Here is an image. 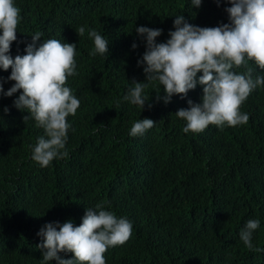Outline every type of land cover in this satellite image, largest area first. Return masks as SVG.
Returning <instances> with one entry per match:
<instances>
[{
	"label": "trees",
	"instance_id": "obj_1",
	"mask_svg": "<svg viewBox=\"0 0 264 264\" xmlns=\"http://www.w3.org/2000/svg\"><path fill=\"white\" fill-rule=\"evenodd\" d=\"M14 5L21 21L9 55H25L36 32L43 34L37 45L48 39L75 43L78 75L65 86L80 107L67 117L68 157L41 167L32 154L44 129L34 119L24 122L29 113L14 107L22 90L0 94V264H56L43 261L37 233L48 223L71 220L79 226L86 209L97 204L133 226L125 244L106 251V264H264V86L241 105L247 124L209 125L200 133H185L186 121L175 115L188 108V100L202 103L199 83L168 104L156 99V92L164 96L158 81L145 89L151 99L143 109L124 100L133 80H146L144 65L138 66L146 40L136 28L161 29L157 43H163L177 15L199 27L229 23L222 5L216 0H202L199 8L192 0H14ZM81 26L85 33L78 37ZM91 30L109 41L108 54H89ZM248 67L254 80L264 76L254 61ZM233 71L243 74L247 68ZM10 75L11 68H0L5 92L15 83ZM145 118L156 123L131 136L134 123ZM253 219L260 221L252 234L260 252L240 239Z\"/></svg>",
	"mask_w": 264,
	"mask_h": 264
},
{
	"label": "clouds",
	"instance_id": "obj_2",
	"mask_svg": "<svg viewBox=\"0 0 264 264\" xmlns=\"http://www.w3.org/2000/svg\"><path fill=\"white\" fill-rule=\"evenodd\" d=\"M223 7V15L229 23L217 27H199L185 21L183 15L174 20V31L169 39L157 43L161 29L138 27V35L146 40V51L138 66L144 65L145 82L132 81L133 87L124 100L142 109L151 98L145 89L158 81L163 86L164 96L156 92V99L171 102L173 95L187 96L197 83L203 88L202 103L188 100V108L179 109L175 115L186 121L185 133L203 132L209 125L222 128L247 124L249 116L241 113V105L257 86H264V76L252 78L248 61L264 70V0H216ZM202 0H192L199 8ZM21 21L20 10L14 0H0V68H11L8 80L15 81L6 92L0 83V94L11 97L22 90L13 102L14 107L27 111L24 122L34 119L37 127L44 129L45 136L38 138L32 159L41 167H47L54 159L68 157L65 149L70 127L69 115L74 116L80 101L66 87L68 77L76 72V44L62 43L57 39L43 40L41 32L32 36V42L25 48V55L14 59L10 53L11 44L17 39V27ZM78 37L85 33V27L77 30ZM94 50L89 54L105 55L109 52V41L97 31L91 30ZM137 45L133 43L132 48ZM247 57V60L245 59ZM244 66L247 71L238 74L234 67ZM202 72L197 80V73ZM151 107V104H149ZM8 111L7 108L4 109ZM156 122L145 118L134 123L130 135H143ZM47 137V138H45ZM260 227L259 219L249 220L240 232L245 246L255 252L252 234ZM132 223L124 217L104 210L102 204L95 209L87 208L82 223L74 226L71 220L62 225L48 223L37 233L43 239L37 248L43 261L56 264H106L104 254L110 247L125 244L132 234ZM59 229V230H57ZM59 253H72L71 259L62 258Z\"/></svg>",
	"mask_w": 264,
	"mask_h": 264
},
{
	"label": "bare ground",
	"instance_id": "obj_3",
	"mask_svg": "<svg viewBox=\"0 0 264 264\" xmlns=\"http://www.w3.org/2000/svg\"><path fill=\"white\" fill-rule=\"evenodd\" d=\"M263 254V253H262ZM262 257V256H261Z\"/></svg>",
	"mask_w": 264,
	"mask_h": 264
}]
</instances>
